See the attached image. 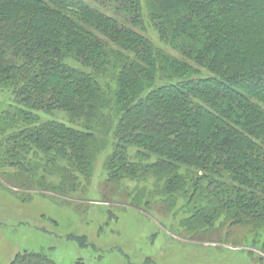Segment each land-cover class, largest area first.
I'll return each mask as SVG.
<instances>
[{
	"label": "trees",
	"instance_id": "16d2710c",
	"mask_svg": "<svg viewBox=\"0 0 264 264\" xmlns=\"http://www.w3.org/2000/svg\"><path fill=\"white\" fill-rule=\"evenodd\" d=\"M0 92L16 188L76 192L109 140L132 204L181 202L188 233L238 227L264 253V0H0Z\"/></svg>",
	"mask_w": 264,
	"mask_h": 264
},
{
	"label": "rangeland",
	"instance_id": "374dc122",
	"mask_svg": "<svg viewBox=\"0 0 264 264\" xmlns=\"http://www.w3.org/2000/svg\"><path fill=\"white\" fill-rule=\"evenodd\" d=\"M149 37L164 48L154 32ZM202 75L209 76L203 70ZM8 102L9 95L0 92V111ZM43 118L67 121L64 113ZM111 150L109 140L100 145L89 179L74 193L21 191L6 178L18 175L15 169H6L5 176L0 171V264L22 252L44 254L54 264H264V253L241 228L224 225L190 234L182 225L181 202L163 204L155 194L153 204H132L127 196L133 183H106ZM140 185L147 191L156 187L153 180Z\"/></svg>",
	"mask_w": 264,
	"mask_h": 264
}]
</instances>
